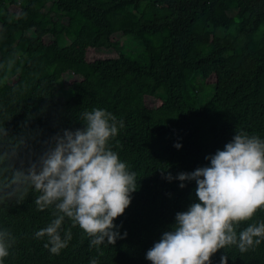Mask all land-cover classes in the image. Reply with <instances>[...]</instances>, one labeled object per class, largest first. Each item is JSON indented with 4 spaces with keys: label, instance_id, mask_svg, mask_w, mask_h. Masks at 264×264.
<instances>
[{
    "label": "trees",
    "instance_id": "1",
    "mask_svg": "<svg viewBox=\"0 0 264 264\" xmlns=\"http://www.w3.org/2000/svg\"><path fill=\"white\" fill-rule=\"evenodd\" d=\"M116 34L137 38L144 62L120 52L88 59L90 49L116 51ZM59 80L70 99L56 97ZM93 108L123 121L109 147L136 174L131 203L113 221L123 238L90 247L65 218L60 233L70 229L72 239L52 254L35 232L55 218L54 207L38 210L31 188L19 203L0 194V230L15 238L3 264H151L147 251L198 202L196 182L176 176L209 166L205 157L236 132L264 139V0H0V128L7 132L0 189L13 170L36 163L52 137L83 128L82 114ZM262 221L264 208L237 233ZM221 256L227 264H264V239L245 253L220 249L211 264Z\"/></svg>",
    "mask_w": 264,
    "mask_h": 264
},
{
    "label": "clouds",
    "instance_id": "2",
    "mask_svg": "<svg viewBox=\"0 0 264 264\" xmlns=\"http://www.w3.org/2000/svg\"><path fill=\"white\" fill-rule=\"evenodd\" d=\"M82 120L83 128L64 129L52 137L38 161L26 170H13L0 189L3 198L16 196L19 203L31 188L39 193L35 199L38 210L54 207L55 218L36 231L35 238L46 236L44 247L56 255L72 239L70 229L61 236L65 218L90 238V247L98 248L105 241L113 245L123 238L120 226L113 221L123 215L131 203L130 194L137 189L136 174L109 147V141L124 127L123 121L100 108L84 112ZM6 135L4 127L0 128V137ZM180 146L174 145L177 149ZM205 159L209 166L176 176L181 182H196L198 202L178 212L172 230L164 232L147 251L151 264H211V257L220 249L235 245L245 253L264 239V221L237 233L240 223L264 208V139L236 132L223 150ZM166 179L173 177L169 173ZM14 243L11 232L0 230V264ZM90 264H97V260ZM220 264H227L226 256H221Z\"/></svg>",
    "mask_w": 264,
    "mask_h": 264
},
{
    "label": "rangeland",
    "instance_id": "3",
    "mask_svg": "<svg viewBox=\"0 0 264 264\" xmlns=\"http://www.w3.org/2000/svg\"><path fill=\"white\" fill-rule=\"evenodd\" d=\"M48 9V6L45 8V10ZM27 35L32 36L33 33L32 31L27 32ZM63 37V39L65 41H62L60 38V45H67L71 39L72 36L70 35L69 38L68 37ZM114 39H118L119 41V46L118 49L116 51L114 50H94V49H90L87 53V57L89 60H94V59H98V58H107V57H113L118 55V53H125L126 55H128L129 57L139 61V62H144L145 57L143 56V48L142 45L140 43V41L133 37V36H120L119 34H116L114 36ZM51 40H53V37L51 35H47L45 37V41L46 42H50ZM211 88L207 87V88H203L200 91V99L199 103L201 104L203 101H205V99H207L210 94H211ZM55 95L58 98H61L63 100H68L72 97L73 92L71 91L70 88H68L63 82L62 80L58 81V84L55 87ZM155 101L152 99H148V103L152 104Z\"/></svg>",
    "mask_w": 264,
    "mask_h": 264
}]
</instances>
